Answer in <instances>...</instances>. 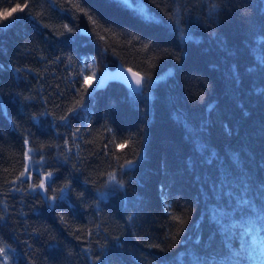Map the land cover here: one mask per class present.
I'll list each match as a JSON object with an SVG mask.
<instances>
[{"label":"trees","instance_id":"1","mask_svg":"<svg viewBox=\"0 0 264 264\" xmlns=\"http://www.w3.org/2000/svg\"><path fill=\"white\" fill-rule=\"evenodd\" d=\"M25 3L28 4L26 12L30 10L32 16L19 11L13 13V18H23L14 19L0 34V47L4 50L0 63L6 68L0 73V88L6 93V112L0 113V193L7 200L5 207L0 199V217L6 221L0 225V236L3 246L16 250L10 254L9 264H32L33 260L36 264H91L83 251L90 240L95 254H101L102 250L94 241L100 240L101 244L107 241L103 258L97 264H230L233 258L222 251L220 236H216L212 248L205 243L196 245L192 240L197 232H202L205 241L210 233L216 235L209 210L217 220L220 214L213 207L211 196L221 207V198L226 196L229 206L235 207L232 198L240 200L241 195L237 193H242L258 201L264 209V95L259 94L264 88V47L260 43L264 36V0H231L222 23L212 27L197 26L194 40L189 42L178 39L161 11L165 8L161 0H143L145 10L157 18L152 24H145L123 7H106L103 0H83L85 7L120 22L130 32L140 35L143 43L151 41L155 46L147 52L141 44H134L139 51L116 46L117 55L109 50L104 57L94 45L69 47L59 43L65 37L56 35L53 28L63 31V24L72 25V20L48 0H8L7 3L0 0V15L11 11L15 4ZM188 7L194 17L207 11L199 0H192ZM32 17L51 27L45 29L42 24L33 22ZM80 26L86 27L83 16ZM218 35L227 41V49L218 46ZM181 47L183 59L179 63L172 58H160L159 49H175L179 53ZM29 48L37 50L29 54ZM58 49L70 54L77 66L80 56L96 57L97 73L107 65L122 62L143 75L150 74L153 86L151 90L146 87L143 96L130 95L119 83H110L96 93L90 132L75 119L71 128H55L51 126V115H38L39 124H35L30 116L42 113L45 108L54 110V105L51 102L41 105L37 101L31 107H24L21 101L9 102L7 93L14 90L25 96L35 95L42 86L43 95L51 100L58 90L69 87L65 77L72 69H65L63 64L52 66L40 62L41 55H59ZM149 59L154 67L149 66ZM258 61L262 66L250 73L247 69ZM25 66L39 69L41 78L37 79L36 73L24 72V80L16 79L14 69ZM45 67H48L47 72ZM232 68H238L240 73L236 83H233ZM56 115H64V112L57 111ZM13 121L17 128H13ZM106 124L115 130L114 136L106 133L103 127ZM76 128L81 129L79 137L71 135ZM141 130L144 134L142 167L134 170V179L123 176L126 192L114 193L115 196L99 204V213L94 212V207L88 204L94 199V189L106 178L100 177V172L118 169L117 157L122 161L125 153L127 159H134L127 148L121 151L115 145ZM28 132L30 142L34 136L40 144L62 146L61 149L45 147L44 151L52 157L50 163L58 168L56 188L71 181L74 211H69L67 203L53 211L39 194L8 192L5 181L14 180L24 170V138ZM109 140L114 143L106 150L104 145ZM201 141L208 149L203 155L193 147ZM74 143L79 145V156ZM30 146L37 147V144L30 143ZM64 148L72 149L70 153L65 152L68 159L57 163L58 151ZM213 153L215 155L210 156ZM189 158L195 166L186 171L185 161ZM81 160L84 168H81ZM86 178L97 183L85 187ZM33 182H38L35 177ZM79 192H84L85 203L76 204ZM185 204L190 206L187 210ZM167 205H171V209ZM61 212L70 226L59 220ZM179 214L187 221L188 236L180 243H177L179 235L176 241H167L166 233L176 231L171 216ZM129 215L133 216L131 222L127 219ZM226 215L231 217L233 213ZM87 229H92L90 239ZM72 232L82 238L76 239ZM113 237H119V245ZM169 242L176 246L169 249ZM155 244L160 247L151 246Z\"/></svg>","mask_w":264,"mask_h":264},{"label":"snow or ice","instance_id":"2","mask_svg":"<svg viewBox=\"0 0 264 264\" xmlns=\"http://www.w3.org/2000/svg\"><path fill=\"white\" fill-rule=\"evenodd\" d=\"M5 3L8 0H4ZM48 2L56 8L61 14L67 15L69 19L72 20V25L63 24V31H58L53 28V32L65 39L59 41V43L66 46L80 45L87 47L88 45H94L101 57H104L109 50L112 51L114 55H117L116 46L127 47L130 51H139L140 49H135L134 44H141L143 51L147 52L149 48L155 49V46L151 41L143 43L142 37L130 32L127 27L121 26L118 21H112L103 13L97 14L91 8L85 7L83 0H48ZM106 7H123L130 10L135 16L140 18L145 24H152L157 22V18L148 13L145 10V5L143 0H103ZM154 2V0H153ZM200 3L204 4L207 11L201 16H193L188 5L192 3V0H161V3L165 4V8L161 9L163 15L167 17L170 22L174 33H176L178 39L182 42H189L194 40L193 32L197 26L204 24L206 26L212 27L222 23L223 17L227 12L231 0H199ZM183 5V6H182ZM159 8V5H157ZM28 4L24 5L15 4L11 11L6 14L0 15V34L6 31L10 24L15 20L22 19L23 17L13 18V13L19 11L24 13L26 16L31 17V11H27ZM39 15H43L40 13ZM81 16L86 20V27L80 26ZM33 22L40 23L45 29L51 27L49 24H43L42 20H36L32 17ZM118 37V38H117ZM218 46H224L227 49V41L222 39L219 35L217 36ZM260 43L264 47V36L260 38ZM38 47V46H37ZM37 50V48H29L28 53L31 54L32 51ZM43 52V50H40ZM59 55L44 56L41 55L40 62L45 65H60L63 64L65 69H72V73L65 77L69 87L63 90H58L54 96L49 99V97L43 95V87L35 95L25 96L22 92L10 91L7 93L9 102L14 100L21 101L24 107H31L32 104L39 101L41 105H47L50 102L54 105V110H49L45 108L42 113L33 114L30 119L35 124H39L38 115L49 116L51 115L53 124L51 126L55 128L59 127H72V120H79L82 125H84V130L90 132L89 122L93 115L91 109L95 106L96 93L103 89H106L110 83H119L125 86L130 95H145V88L147 87L151 90L153 86V78L150 74L141 75L138 72H132L129 68L125 70L121 67L116 72H110L106 68H101L99 70V76L94 65L96 64V57L84 55L79 57V66L76 64V60L70 55L62 50H59ZM4 52L3 48L0 47V55ZM161 53L160 58H172L177 63L183 59V47L181 51L177 53L175 49L163 48L159 49ZM91 61L92 63H88ZM150 67L155 65L151 64V60L148 61ZM262 65L260 62H255L254 67H249L247 70L250 73L252 69H258ZM6 70L5 65L0 63V73ZM16 79L24 80L25 77L22 73L27 72L29 75L36 73V78L40 79L39 69H30L27 66L24 68H15ZM45 72L48 71V67H45ZM233 77V83L239 80L240 73L238 68L230 69ZM131 72V77L128 73ZM91 77V79H90ZM59 89V85H57ZM29 91H31L29 89ZM259 94L264 95V88L259 90ZM5 91L0 88V113L6 112L5 105ZM57 111H63L64 115H56ZM105 118L107 119V113ZM13 128H17L15 121H13ZM106 133L115 135V130L110 125H104ZM185 131H188L186 128ZM231 130L229 129V132ZM81 134V129L76 128L72 131L71 135L73 137H79ZM2 135V133H0ZM30 132L26 133L24 138V157L25 164L24 170L19 173L12 181H5V185L8 188V192L11 193H24L30 192L32 194H39L43 199L44 203L53 211L60 208L63 204L67 203L69 205V211H74L75 204L72 203L74 189L71 187V181H68L63 186L56 188V172L58 168L50 163L52 157L49 156L44 148L47 147L51 149L55 147L56 149H61V145L47 144L43 145L36 141V138L32 136L31 142L29 140ZM143 131L139 133L130 134L123 143L116 144L115 147L123 151L128 149L132 154L134 159H127V153H125V158L121 161L117 157L118 169H114L110 172H100V177H106L103 182L94 189V199L88 207H94V212L99 213L101 209L99 204L107 200L109 197L115 196L120 191L126 192V181L123 176H132L134 170L137 167H142L141 161L143 160ZM191 136V133H189ZM30 143L37 144V147H31ZM113 140H109L105 143L104 148L107 150ZM64 144L67 145L68 141L65 140ZM77 149V156H79V145L73 144ZM194 149L199 155H203L208 151L207 145L204 142H198L193 144ZM71 148H64L63 151H58L57 163L66 162L68 157L65 152H71ZM96 155V153H93ZM105 156L108 155L107 151L104 153ZM115 155V153H113ZM215 155L210 154V156ZM36 157V158H34ZM211 164L213 161H207ZM81 168L85 167L84 161H80ZM195 162L189 158L185 161V170L189 171L194 168ZM47 168H54L53 171H48ZM79 170V169H78ZM235 173V171H233ZM33 177L38 182H33ZM85 187L89 184H96V180L85 179L83 181ZM24 185H27L25 188ZM166 187V186H165ZM51 189V192H50ZM115 193V195H114ZM199 190L197 192V197H199ZM241 195L240 200H236L235 196L232 198V204L235 207H230L228 203V198L222 196L221 207L216 203L215 197L211 196V201H213V207L218 210L220 214V219L214 218L212 210L210 209V219L212 220L215 228L216 235L209 234L208 240L205 241L202 232H197L192 242L196 245L205 243L208 248L213 247V242L216 236H220V246L222 251L226 256H230L233 259L230 260V264H264V209H261L258 201L252 200L250 197L237 193ZM0 199H3L5 207H7V200L3 193H0ZM85 203L84 192L76 193V204ZM171 205H167V208L171 209ZM190 207L185 204V210ZM227 213H233L231 217L227 216ZM58 218L61 223L68 225V220L63 212L58 213ZM128 221H133V216L129 215L127 217ZM171 219L175 221V233H166L164 239L167 241H176L177 236H180V240L177 243L183 241L184 238L188 236V225L187 221L183 219V215L171 216ZM6 223L2 217H0V225ZM70 226V225H68ZM99 229V225H96ZM15 231V230H13ZM34 232H38L39 229H33ZM107 232V229H104ZM83 232V230H81ZM72 235L76 239H81L82 236L78 235L76 232H72ZM92 229H87V237L90 239L92 237ZM54 239V238H53ZM117 245H119V237H113ZM3 237L0 236V264H9L10 254L15 253V249L11 247L3 246ZM95 244L99 245L101 248V254H95L92 252V242L85 245L83 251L91 264H97L103 258V249L107 241L101 244L100 240H95ZM152 247H160L159 244L151 245ZM176 244L169 242L168 248L171 249L175 247ZM32 246L29 245V248ZM13 259L15 256L13 255ZM32 264H36L33 260Z\"/></svg>","mask_w":264,"mask_h":264},{"label":"water","instance_id":"3","mask_svg":"<svg viewBox=\"0 0 264 264\" xmlns=\"http://www.w3.org/2000/svg\"><path fill=\"white\" fill-rule=\"evenodd\" d=\"M121 67H123L125 70H127V69H131L132 70V72H138V73H140L141 75H143L139 70H137V69H135V68H133V67H131V66H128V65H125L124 63H122V62H118L116 65H114V66H109V65H107L105 68L108 70V71H110V72H116V71H118ZM131 72H129L128 73V76L129 77H131ZM99 76V75H98Z\"/></svg>","mask_w":264,"mask_h":264},{"label":"rangeland","instance_id":"4","mask_svg":"<svg viewBox=\"0 0 264 264\" xmlns=\"http://www.w3.org/2000/svg\"><path fill=\"white\" fill-rule=\"evenodd\" d=\"M98 75H99V73H98ZM91 78V77H90Z\"/></svg>","mask_w":264,"mask_h":264}]
</instances>
